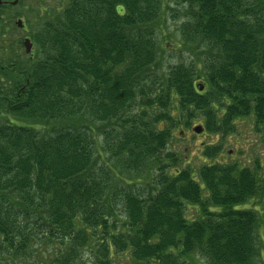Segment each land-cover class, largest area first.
I'll list each match as a JSON object with an SVG mask.
<instances>
[{
	"label": "trees",
	"instance_id": "1",
	"mask_svg": "<svg viewBox=\"0 0 264 264\" xmlns=\"http://www.w3.org/2000/svg\"><path fill=\"white\" fill-rule=\"evenodd\" d=\"M174 2L199 47L167 71L166 0H69L1 62L0 264H264L263 155L171 148L198 120L264 143V0Z\"/></svg>",
	"mask_w": 264,
	"mask_h": 264
},
{
	"label": "rangeland",
	"instance_id": "2",
	"mask_svg": "<svg viewBox=\"0 0 264 264\" xmlns=\"http://www.w3.org/2000/svg\"><path fill=\"white\" fill-rule=\"evenodd\" d=\"M12 1L14 2V0ZM174 1L166 0L164 4L162 26L159 35L162 45L166 46V50L163 49V54L165 55L163 66L166 71L172 64L180 61L181 56L188 58L191 55L188 50L194 45L191 43L185 44L181 39L180 27L183 22L184 13L183 8ZM68 2L69 0H25L24 6L19 5L17 2L1 7V22L4 21L3 26L1 25V62L7 61L9 63L13 60L23 66L31 63L32 58L25 52L23 46L24 38L28 36L33 40V32H37L46 19H51L47 13L52 12L54 14L60 11ZM41 7L46 12L43 11L41 14L37 12ZM20 18L25 22L27 29L17 25V21ZM197 44L194 47H199ZM201 49H198L195 53ZM34 50H36L35 46H33L32 57L37 60L38 55L34 54ZM199 123L203 124V120L195 121L193 126ZM192 128L185 129V132H177L178 134L171 146L173 150L179 149L184 154L186 160H191L192 162L197 158L202 161L203 151L207 145L222 144L220 157L212 162H239L251 167L253 161L262 155V161H264V143L260 135L255 133L253 125L249 122L241 121L238 125V134L229 136L226 140H222L220 136H212L206 133L197 135ZM257 202H250L247 207H255L260 211V215L263 218L260 236L263 244L262 260L264 263V202L263 205H259ZM186 215L190 219H193L198 216V211L196 208L190 206L186 210Z\"/></svg>",
	"mask_w": 264,
	"mask_h": 264
},
{
	"label": "flooded vegetation",
	"instance_id": "3",
	"mask_svg": "<svg viewBox=\"0 0 264 264\" xmlns=\"http://www.w3.org/2000/svg\"><path fill=\"white\" fill-rule=\"evenodd\" d=\"M17 0H14V2ZM12 0H3V3L0 5V8L3 7L4 5H8L9 3H14ZM4 22V21H3ZM3 22H1V15H0V87H1V68L4 66L1 65V25L3 26ZM26 28V26H25ZM27 29V28H26ZM5 36V35H4ZM28 37V36H27ZM13 62V60H11ZM14 65V64H12Z\"/></svg>",
	"mask_w": 264,
	"mask_h": 264
},
{
	"label": "water",
	"instance_id": "4",
	"mask_svg": "<svg viewBox=\"0 0 264 264\" xmlns=\"http://www.w3.org/2000/svg\"><path fill=\"white\" fill-rule=\"evenodd\" d=\"M1 3H2V1L0 0V4H1ZM19 25H21V22H19ZM25 47H26V51H27V53H30V52H31V49H32V44H31V42H30L29 39H27V40L25 41ZM201 90H203V88H201ZM194 131H195L197 134H201L202 131H203V128H202V126H198V127H196V128L194 129Z\"/></svg>",
	"mask_w": 264,
	"mask_h": 264
}]
</instances>
